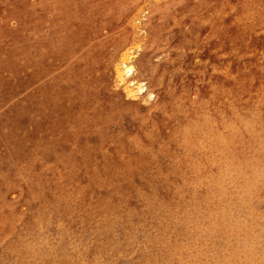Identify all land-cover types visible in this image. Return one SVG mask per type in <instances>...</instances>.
<instances>
[{
	"label": "rangeland",
	"instance_id": "obj_1",
	"mask_svg": "<svg viewBox=\"0 0 264 264\" xmlns=\"http://www.w3.org/2000/svg\"><path fill=\"white\" fill-rule=\"evenodd\" d=\"M0 264H264V0H0Z\"/></svg>",
	"mask_w": 264,
	"mask_h": 264
},
{
	"label": "bare ground",
	"instance_id": "obj_2",
	"mask_svg": "<svg viewBox=\"0 0 264 264\" xmlns=\"http://www.w3.org/2000/svg\"><path fill=\"white\" fill-rule=\"evenodd\" d=\"M127 52V51H126ZM125 53V52H124ZM121 54H119V56H120ZM129 55V54H128ZM118 56V57H119ZM122 56V55H121ZM118 59V58H117ZM119 60V59H118ZM118 63V62H117ZM116 70V72H115V74L117 73V75L116 76H118L119 77V79H120V81H122L123 80V77H126V76H130L131 74H132V71H133V67H132V65L130 64V62H129V58L126 56V55H124L121 59H120V61H119V63H118V66L116 67V69H114L113 68V71H115ZM114 74V75H115ZM116 78V77H115ZM119 81V80H118ZM123 82V81H122ZM124 83V82H123ZM125 84H126V87L127 88H129L130 86H132L133 87V85H135V82H134V79H128L126 82H125ZM125 87V88H126ZM131 87V88H132ZM130 89V88H129ZM135 89V88H134ZM133 90V89H132ZM131 90V91H132ZM137 90L138 91H146V88L144 87V85L143 84H138L137 85ZM130 91V90H129ZM128 90H127V93L129 92ZM134 93V92H133ZM148 94L147 95H149L150 97H152V92H147ZM147 97V96H146Z\"/></svg>",
	"mask_w": 264,
	"mask_h": 264
}]
</instances>
